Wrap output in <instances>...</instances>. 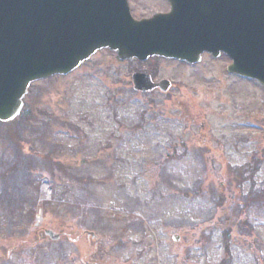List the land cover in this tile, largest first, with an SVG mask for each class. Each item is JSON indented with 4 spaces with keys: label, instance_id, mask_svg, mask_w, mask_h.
<instances>
[{
    "label": "rangeland",
    "instance_id": "1",
    "mask_svg": "<svg viewBox=\"0 0 264 264\" xmlns=\"http://www.w3.org/2000/svg\"><path fill=\"white\" fill-rule=\"evenodd\" d=\"M134 2L140 15L164 7ZM229 65L102 51L34 84L18 135L26 156L52 164L9 168L0 125V204L13 199L0 208V264H264V87ZM135 73L171 88L137 92Z\"/></svg>",
    "mask_w": 264,
    "mask_h": 264
},
{
    "label": "water",
    "instance_id": "2",
    "mask_svg": "<svg viewBox=\"0 0 264 264\" xmlns=\"http://www.w3.org/2000/svg\"><path fill=\"white\" fill-rule=\"evenodd\" d=\"M168 1L171 14L136 22L128 0H0V123L21 116L32 84L67 76L103 49L121 61L164 57L192 65L204 53H223L232 60L228 73L264 86V0H213L197 10L200 1ZM133 84L139 92L170 87L145 74H135Z\"/></svg>",
    "mask_w": 264,
    "mask_h": 264
},
{
    "label": "trees",
    "instance_id": "3",
    "mask_svg": "<svg viewBox=\"0 0 264 264\" xmlns=\"http://www.w3.org/2000/svg\"><path fill=\"white\" fill-rule=\"evenodd\" d=\"M20 120H21V122H20ZM20 120H18L14 124L9 125L10 129L6 133V140L9 144V146L11 147V150H12L13 155H14L13 161L10 164H8L9 168L14 165L15 169H18L21 172V173H19L17 171L19 175H23L24 173H27L29 175V173L31 172L32 169L41 168V167H43L45 170H48V172H49V165L52 164V157L51 156H48V157H45V159H42V158L36 157L34 155H27L26 156L24 154V150H23V147L21 144V138L19 136V135L22 136V134L20 133V130H19L20 127L17 125L21 126V124L25 123L26 121L24 118H21ZM26 126H27V124H25V127ZM53 168L54 167H51V170ZM54 169L57 170L59 173H62L60 168H54ZM0 180H2L4 182V184L2 185L3 190L4 189L6 191L10 190L9 187L7 186L6 181H5L6 180L5 172L0 176ZM29 183H31L30 179L28 182H26V185ZM13 185L15 187V191L12 192L14 195V193L20 191V187L17 184H13ZM2 195H4V193H2L1 196ZM9 203H13V199L12 198L9 199L6 197L5 201L2 204H0V208L2 206H4L5 204H9ZM8 208H10V207L8 206ZM5 213L10 216L13 213V209H6ZM8 219H10V218H8ZM7 231H9V235L12 234V228L11 227ZM226 254H229V252L227 251ZM224 264H227V263L225 262Z\"/></svg>",
    "mask_w": 264,
    "mask_h": 264
},
{
    "label": "flooded vegetation",
    "instance_id": "4",
    "mask_svg": "<svg viewBox=\"0 0 264 264\" xmlns=\"http://www.w3.org/2000/svg\"><path fill=\"white\" fill-rule=\"evenodd\" d=\"M153 1L158 2V4H160V3L163 4L164 7L161 8V9L158 8L156 11H154L152 14H150L148 16L147 13H149V12H144L143 15L138 14L137 11L135 10L136 5H135L134 0L133 1L129 0L131 14L134 17V19L138 20V21L146 20V19H150V18H152V17H154L155 15H158V14H162V15L169 14L172 11L171 4L168 3L166 0H153ZM196 1H198V0H196ZM190 8H191V6H190ZM197 9H199V8L198 7H193V10H197Z\"/></svg>",
    "mask_w": 264,
    "mask_h": 264
}]
</instances>
